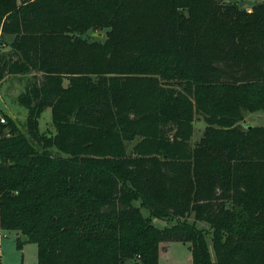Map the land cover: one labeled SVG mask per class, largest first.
Listing matches in <instances>:
<instances>
[{"label": "trees", "instance_id": "1", "mask_svg": "<svg viewBox=\"0 0 264 264\" xmlns=\"http://www.w3.org/2000/svg\"><path fill=\"white\" fill-rule=\"evenodd\" d=\"M222 1L0 0V81L33 73L24 125L0 114V229L37 264H158L172 241L264 264V128L240 124L264 111V0Z\"/></svg>", "mask_w": 264, "mask_h": 264}, {"label": "rangeland", "instance_id": "2", "mask_svg": "<svg viewBox=\"0 0 264 264\" xmlns=\"http://www.w3.org/2000/svg\"><path fill=\"white\" fill-rule=\"evenodd\" d=\"M263 0H223V5H234L239 9L250 11L255 4ZM105 30H89L83 37L88 41L105 40ZM9 38H5V41ZM3 50H7L6 45H2ZM33 73L28 75H7L0 81V114H5L15 121V123L22 127L26 121V109L18 102V95L23 91L26 80L31 77ZM66 84V82H64ZM39 133L41 135L54 136L56 133L55 126L52 122L50 109H45L38 118ZM242 127L253 126L257 128H264V111L253 110L243 111V119L240 122ZM193 132L190 138V144H194L200 139L206 123L200 115L194 116L192 122ZM136 143V141L127 143V150ZM53 153L57 151L53 149ZM143 215L148 216V210L141 208ZM188 222L193 221L192 215L187 218ZM152 224L156 227H164L173 224L172 221H165L152 217ZM198 227L207 228L204 222H197ZM5 236L0 239V258L2 264H37V248L36 244L30 241H18L19 234L14 231H4ZM210 237V236H209ZM163 243L160 244L162 246ZM211 248V247H210ZM134 264V263H131ZM158 264H191V254L188 243L183 242H167L164 243V248L160 249Z\"/></svg>", "mask_w": 264, "mask_h": 264}, {"label": "water", "instance_id": "3", "mask_svg": "<svg viewBox=\"0 0 264 264\" xmlns=\"http://www.w3.org/2000/svg\"><path fill=\"white\" fill-rule=\"evenodd\" d=\"M248 127L250 128L251 126H248ZM20 240H21V242H27L29 240V238L27 236H25V235H22L20 237Z\"/></svg>", "mask_w": 264, "mask_h": 264}, {"label": "built area", "instance_id": "4", "mask_svg": "<svg viewBox=\"0 0 264 264\" xmlns=\"http://www.w3.org/2000/svg\"><path fill=\"white\" fill-rule=\"evenodd\" d=\"M0 121H1V122H4V118L1 117ZM4 236H5L4 231H2V230L0 229V239H1L2 237H4Z\"/></svg>", "mask_w": 264, "mask_h": 264}, {"label": "crops", "instance_id": "5", "mask_svg": "<svg viewBox=\"0 0 264 264\" xmlns=\"http://www.w3.org/2000/svg\"><path fill=\"white\" fill-rule=\"evenodd\" d=\"M160 253V252H159Z\"/></svg>", "mask_w": 264, "mask_h": 264}]
</instances>
